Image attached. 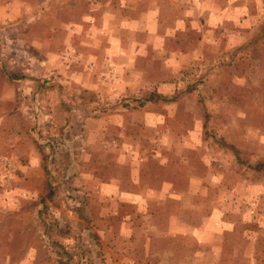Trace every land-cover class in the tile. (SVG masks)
I'll use <instances>...</instances> for the list:
<instances>
[{"label":"rangeland","instance_id":"1","mask_svg":"<svg viewBox=\"0 0 264 264\" xmlns=\"http://www.w3.org/2000/svg\"><path fill=\"white\" fill-rule=\"evenodd\" d=\"M0 264H264V0H0Z\"/></svg>","mask_w":264,"mask_h":264}]
</instances>
